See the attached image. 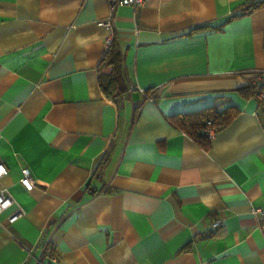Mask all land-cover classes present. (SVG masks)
I'll use <instances>...</instances> for the list:
<instances>
[{
  "label": "crops",
  "instance_id": "obj_1",
  "mask_svg": "<svg viewBox=\"0 0 264 264\" xmlns=\"http://www.w3.org/2000/svg\"><path fill=\"white\" fill-rule=\"evenodd\" d=\"M246 1L0 0V187L24 210L0 212V264H264V105L235 91L264 71V7L233 17ZM223 101L239 113L207 149L168 120Z\"/></svg>",
  "mask_w": 264,
  "mask_h": 264
},
{
  "label": "trees",
  "instance_id": "obj_2",
  "mask_svg": "<svg viewBox=\"0 0 264 264\" xmlns=\"http://www.w3.org/2000/svg\"><path fill=\"white\" fill-rule=\"evenodd\" d=\"M264 7V0H247L240 11L233 17L248 14L258 8ZM122 53L115 37H112L108 50L99 63L98 81L105 94L114 101L119 100L125 91L132 88L125 82ZM264 81L256 78L245 87L235 90L243 99L254 98L259 104L264 105ZM147 94V91H144ZM222 102V101H221ZM213 104L204 108L172 114L168 120L179 130L189 135L198 145L207 149L210 138L206 128L214 126L217 130L226 127L239 113V109L233 103ZM185 248L184 250H186Z\"/></svg>",
  "mask_w": 264,
  "mask_h": 264
},
{
  "label": "built area",
  "instance_id": "obj_3",
  "mask_svg": "<svg viewBox=\"0 0 264 264\" xmlns=\"http://www.w3.org/2000/svg\"><path fill=\"white\" fill-rule=\"evenodd\" d=\"M146 0H107L109 4V8L111 11H114L116 7L118 6H123V5H128L132 7H140ZM103 26L110 28V22L109 21H104L101 23ZM263 44H264V39H263ZM256 78L264 81V71H259L255 73ZM132 88V86L130 85ZM142 90V89H141ZM144 93V90L141 91ZM150 99L153 98L152 95L149 96ZM218 130L214 126H209L206 128V133L209 138L214 137ZM8 170L5 167L3 163H0V179L7 175ZM34 178L30 174L28 170H24L21 178H20V183L21 185L26 189L30 190L34 186ZM10 206H14L13 211L11 212L9 216V221L13 222L17 220L20 216L24 214L23 208L15 201L11 193L6 189V188H1L0 187V212L9 208ZM254 212L257 214L258 219H259V228L262 231L264 235V206L262 207H257ZM221 221L220 219L215 220L214 223L212 224L213 226H218L220 225ZM41 249L43 253L51 258H54V253L52 251V247L48 243H44L41 246ZM17 264H24V262L17 263Z\"/></svg>",
  "mask_w": 264,
  "mask_h": 264
}]
</instances>
